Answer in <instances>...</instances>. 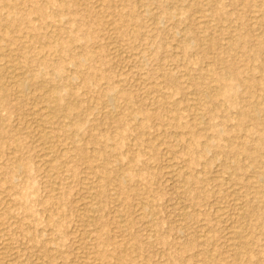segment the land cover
Wrapping results in <instances>:
<instances>
[{"label":"rangeland","instance_id":"rangeland-1","mask_svg":"<svg viewBox=\"0 0 264 264\" xmlns=\"http://www.w3.org/2000/svg\"><path fill=\"white\" fill-rule=\"evenodd\" d=\"M0 16V264H264V0Z\"/></svg>","mask_w":264,"mask_h":264},{"label":"bare ground","instance_id":"bare-ground-1","mask_svg":"<svg viewBox=\"0 0 264 264\" xmlns=\"http://www.w3.org/2000/svg\"><path fill=\"white\" fill-rule=\"evenodd\" d=\"M14 1V0H13ZM34 11H35V13H36V16L38 15L39 17H40V19L41 20H45V19H47L48 18V14H46V13H44V12H41V10L39 9V7H37V8H35L34 9ZM1 17V16H0ZM2 18V17H1ZM35 18V17H34ZM51 18V17H50ZM38 19V18H37ZM7 20V19H6ZM9 20V19H8ZM258 23V22H257ZM255 24V23H254ZM43 27V26H42ZM42 27H41V24H40V28L42 29ZM47 27V26H46ZM6 28V27H5ZM44 28V27H43ZM40 29V30H41ZM38 30H39V28H38ZM37 30V31H38ZM39 30V31H40ZM42 31V30H41ZM44 31V30H43ZM45 31H47V30H45ZM49 32V31H48ZM51 32V31H50ZM46 33V32H45ZM54 33V32H53ZM53 33H51V36H52V34ZM26 34V33H25ZM28 34H30L29 32H28ZM39 34V33H38ZM37 34V35H38ZM56 34V33H55ZM54 34V35H55ZM31 35V34H30ZM36 35V34H35ZM40 35V34H39ZM44 35V34H43ZM48 35V34H47ZM47 35H45V36H47ZM27 36V35H26ZM30 37V36H29ZM31 37H32V35H31ZM34 37V36H33ZM39 38H40V36H38ZM50 37V36H49ZM54 37H56V36H54ZM20 38V37H19ZM18 38V39H19ZM24 38H26V37H24ZM23 38V39H24ZM46 38V37H45ZM11 39V38H10ZM9 39V40H10ZM52 39V38H51ZM26 40V39H25ZM28 40V39H27ZM26 40V41H27ZM30 40H32V42L31 43H33L36 39H30ZM34 40V41H33ZM39 40V39H38ZM49 40V39H48ZM57 40V39H56ZM20 41H21V38H20ZM50 41V40H49ZM28 42V41H27ZM27 42H25L24 41V45H25V43L27 44ZM30 42V41H29ZM28 42V43H29ZM51 42H53V41H51ZM57 42V41H56ZM31 43H30V45L29 46H31ZM36 43H38V42H36ZM58 43V42H57ZM60 43V42H59ZM11 44V43H10ZM21 44H23V43H21ZM35 44V43H34ZM34 44H32V45H34ZM54 45L56 44L55 42L53 43ZM36 45V44H35ZM37 45H39V44H37ZM45 45V44H44ZM50 45V44H49ZM58 45H61V44H58ZM63 45V44H62ZM61 45V46H62ZM40 46V45H39ZM27 47V46H26ZM47 47V46H46ZM49 47V46H48ZM47 47V48H48ZM50 47H52L51 45H50ZM56 47V46H55ZM22 48H23V46H22ZM34 48V47H33ZM32 48V49H33ZM36 48V47H35ZM54 48V47H53ZM66 48V47H65ZM15 49V48H14ZM39 49V48H38ZM45 49V48H44ZM56 49V48H55ZM54 49V50H55ZM58 49H59V46H58ZM67 49V48H66ZM28 50H29V48H28ZM28 50L27 49H20V57H21V60H22V62H24V65L23 66H25L26 64L28 65V63H30L31 62V57L29 56V54H28ZM34 50V49H33ZM50 50H52V48L50 49ZM50 50H48V51H50ZM11 51V50H10ZM10 51H9V53L8 54H10ZM45 51H46V49H45ZM53 51V50H52ZM17 52V51H16ZM34 52H35V50H34ZM34 52L32 53V54H34ZM53 52H55V51H53ZM60 52H62V50L60 49ZM18 53V52H17ZM35 53H38V52H35ZM40 53V52H39ZM48 53V52H47ZM56 53H58V52H56ZM50 54H52V53H50ZM55 53H53V55H54ZM11 55V54H10ZM9 55V56H10ZM36 56H37V54H35ZM42 54H40V55H38V57L39 56H41ZM48 55H49V53H48ZM15 56V55H14ZM33 56V55H32ZM44 55H42V57H43ZM79 56H81V55H79ZM83 56V55H82ZM11 57V56H10ZM37 57V58H38ZM45 57H46V55H45ZM51 57V56H50ZM50 57H48V58H50ZM55 57V56H54ZM91 57V56H90ZM12 58V57H11ZM39 58H41V57H39ZM47 58V57H46ZM79 58V57H78ZM77 58V59H78ZM13 59V58H12ZM18 59V58H17ZM43 59V58H42ZM41 59V60H42ZM15 60V59H14ZM35 60V59H34ZM40 60V59H39ZM46 60V59H45ZM48 60V59H47ZM51 60V59H50ZM81 60V59H80ZM32 61H33V59H32ZM35 61H38V59L37 60H35ZM34 61V62H35ZM43 61H44V59H43ZM83 61V60H82ZM10 62V61H9ZM49 62H51V61H48V63ZM79 62V61H78ZM85 62V61H84ZM90 62H91V60H90ZM37 63V62H36ZM39 63V62H38ZM40 63H42V62H40ZM22 64V63H21ZM31 64V63H30ZM50 64V63H49ZM80 64V63H79ZM82 64H83V62H82ZM87 64V63H86ZM220 64H221V62H220ZM10 65H11V63L9 64V67H10ZM15 65V64H14ZM43 65V64H42ZM45 65H46V62H45ZM4 66V65H3ZM6 67V66H5ZM8 67V68H9ZM4 68V67H3ZM13 68H15V67H12V69ZM28 69V68H27ZM2 70H5V69H2ZM7 70H9V69H7ZM2 72V71H1ZM6 72V71H5ZM10 72V71H9ZM9 72H6L5 74L7 75V73H8V75L10 74ZM16 72V71H15ZM3 74V73H2ZM2 74H0V76H2ZM19 74V73H18ZM56 75H57V73H56ZM13 75H11V77H12ZM16 76V75H15ZM99 76V75H98ZM8 78V77H7ZM10 78V77H9ZM8 78V79H9ZM92 78V77H91ZM90 78V79H91ZM11 79H13V78H10L9 80H11ZM73 79V78H72ZM76 79V78H75ZM92 79H94V77L92 78ZM91 79V80H92ZM1 80V79H0ZM9 80H7V81H9ZM17 80V79H16ZM84 81H87V79H84ZM95 81V80H94ZM118 81H120V80H118ZM22 82H23V80H22ZM21 81L20 82H18L17 83V91L18 92H22V90H23V88H24V84L22 83ZM122 82V81H121ZM8 83H10V81L8 82ZM88 83V82H87ZM118 83V82H117ZM12 84V83H11ZM14 84H15V82H14ZM111 87V86H110ZM26 88V87H25ZM109 88V87H108ZM12 89V88H11ZM114 89H115V87H114ZM13 90V89H12ZM106 90H108V89H106ZM16 91V92H17ZM15 92V91H14ZM114 93H115V91H114ZM118 92H116L115 94H117ZM53 94H54V92H53ZM112 94L113 93H111L110 91H107V92H105L104 94H103V98L105 99V102H109V101H111L112 100ZM116 96V95H115ZM154 101V100H153ZM157 101V100H156ZM113 102V101H112ZM158 102V101H157ZM154 103H156V102H154ZM160 103H162L161 101H160ZM156 104H159V103H156ZM161 110V109H160ZM159 110V111H160ZM161 112V111H160ZM206 112V111H205ZM158 113V112H157ZM160 116V115H159ZM173 118H172V115H171V120H172ZM45 120V119H44ZM159 120H160V118H159ZM163 120V119H162ZM165 121V120H164ZM161 122V121H160ZM168 122H169V120H168ZM171 122H174V121H171ZM171 124V123H170ZM36 125V124H35ZM1 126V125H0ZM194 127V126H193ZM172 128H173V126H172ZM40 133V132H39ZM40 134H44V133H40ZM39 138H41V136L39 137ZM42 139H43V141H45L46 143H47V136H44V137H42ZM38 140H40V139H38ZM49 141H50V138H49ZM40 142V141H39ZM51 142V141H50ZM49 142V143H50ZM45 143V144H46ZM41 144V143H40ZM43 144V143H42ZM50 145H52V144H50ZM191 145V144H190ZM206 145H208V144H206ZM42 146V145H41ZM46 147V146H45ZM51 147V146H50ZM207 147V146H206ZM53 148H54V146H53ZM45 149V148H44ZM46 149H47V147H46ZM51 149V148H50ZM48 151V150H47ZM51 151V150H50ZM50 153H52L53 154V152L51 151ZM190 153V152H189ZM52 154H50V155H52ZM48 157V156H47ZM47 157H45V159H47ZM57 156H55V158H56ZM52 158H53V156H52ZM56 160V159H55ZM53 161V160H52ZM47 162H48V160H47ZM57 162V161H56ZM53 163V162H52ZM21 168V165L20 164H15V169H20ZM56 175V174H55ZM182 176V175H181ZM56 177V176H55ZM180 177V176H179ZM181 179V178H180ZM183 180V179H182ZM182 182V181H181ZM190 182V181H189ZM192 183V182H191ZM183 184H184V182H183ZM260 203V202H259ZM240 211H238V213H239ZM237 213V214H238ZM242 213V212H241ZM241 215V214H240ZM238 216V215H237ZM243 217V216H242ZM234 230H236V229H234ZM245 230V229H244ZM240 232H242V228H241V231ZM244 232V231H243ZM242 232V233H243ZM228 233H230V232H228ZM232 233V232H231ZM233 233H234V235H235V232L233 231ZM237 234V233H236ZM244 234V233H243ZM228 235V234H227ZM248 235V234H247ZM229 236H230V234H229ZM244 236H245V234H244ZM236 237V236H235ZM237 237H241V234H237ZM236 237V238H237ZM243 237V236H242ZM208 238V237H207ZM231 238V237H230ZM233 238H234V236H233ZM235 238V239H236ZM241 239V238H240ZM245 239V238H244ZM242 241H243V239H241ZM234 241V240H233ZM206 242V241H205ZM233 243V242H232ZM241 243V242H240ZM239 244V243H238ZM232 246V245H231ZM236 246H237V244H236ZM239 247H240V245H238ZM237 246V247H238ZM233 250H234V248H232ZM210 253V252H209ZM236 254V253H235ZM234 254V255H235ZM239 254V253H238ZM236 257H237V255H236ZM208 258V257H207ZM210 258V257H209ZM208 260V259H207Z\"/></svg>","mask_w":264,"mask_h":264}]
</instances>
